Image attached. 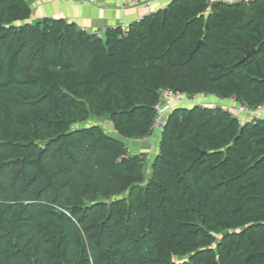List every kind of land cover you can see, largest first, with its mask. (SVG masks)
I'll list each match as a JSON object with an SVG mask.
<instances>
[{
    "label": "trees",
    "instance_id": "16d2710c",
    "mask_svg": "<svg viewBox=\"0 0 264 264\" xmlns=\"http://www.w3.org/2000/svg\"><path fill=\"white\" fill-rule=\"evenodd\" d=\"M31 15L0 0V264H264V0H174L100 37ZM163 90L261 115L176 107L148 168L128 143Z\"/></svg>",
    "mask_w": 264,
    "mask_h": 264
},
{
    "label": "crops",
    "instance_id": "0c3cea01",
    "mask_svg": "<svg viewBox=\"0 0 264 264\" xmlns=\"http://www.w3.org/2000/svg\"><path fill=\"white\" fill-rule=\"evenodd\" d=\"M27 1L32 9L30 23H37L45 19H64L67 22L76 24L86 33L93 34L98 31L102 36L107 28L126 29L131 24L168 8L174 0H141L139 6H130L126 4V0H94L93 2L84 3H60L55 0ZM215 1L228 3L230 0ZM244 1L237 0L234 4H244ZM197 103L201 106L211 107L220 105L221 102L220 98L201 95L198 96ZM224 105H228L232 110L239 106L237 102L231 101ZM173 106L175 110L177 106L175 104ZM262 113L264 116V109ZM239 117L243 122L252 120V117L247 114H239ZM160 135L161 133L155 134L154 138L147 141L135 142L131 140L128 143L130 153H146V162H148V159L151 160L158 153Z\"/></svg>",
    "mask_w": 264,
    "mask_h": 264
},
{
    "label": "built area",
    "instance_id": "2783aa9c",
    "mask_svg": "<svg viewBox=\"0 0 264 264\" xmlns=\"http://www.w3.org/2000/svg\"><path fill=\"white\" fill-rule=\"evenodd\" d=\"M55 1H58L60 3H67V2L68 3H84V2H93L94 0H55ZM126 1H127L126 4H129L130 6H139L141 4V0H126ZM252 1L254 0H245L244 4L248 5ZM216 2L217 1L215 0H209L210 4H214ZM236 2L237 0H230L228 3L234 4ZM93 35L99 37L101 33L98 31H95ZM197 98L198 96H185L181 94H175L169 90L161 91V93L159 94V102L155 106L156 116L154 118V123L151 127L150 134L146 138L136 139L134 141L135 142L147 141L151 138H154L155 134L157 135L159 133H162L165 130L167 120L170 114L174 110L173 104H175L177 107H190L193 105H198ZM228 101L237 102L234 98H230V99L220 98V102L223 104L220 103V105L211 106V108L212 107L213 108L223 107L227 111H230L233 114V117L235 119H238L240 121L242 120L239 117V114H247L248 116L252 117V120L258 119V117L261 115V110H262L261 108H252L248 106L247 104L241 103V102H237L239 106L235 108V110H232L231 107H229L228 105H224ZM198 106L203 107V108L209 107V106H201V105H198Z\"/></svg>",
    "mask_w": 264,
    "mask_h": 264
},
{
    "label": "rangeland",
    "instance_id": "374dc122",
    "mask_svg": "<svg viewBox=\"0 0 264 264\" xmlns=\"http://www.w3.org/2000/svg\"><path fill=\"white\" fill-rule=\"evenodd\" d=\"M195 106V105H194ZM193 106H190V107H187V108H191ZM93 124H99L101 125L102 127H104L105 131L108 133V134H113V129L110 127V125L106 122V121H100L99 119H92V121H90L88 123V125H93ZM116 136V135H115ZM152 159H148V162H147V167L149 168L150 167V163H151Z\"/></svg>",
    "mask_w": 264,
    "mask_h": 264
},
{
    "label": "clouds",
    "instance_id": "9594fccd",
    "mask_svg": "<svg viewBox=\"0 0 264 264\" xmlns=\"http://www.w3.org/2000/svg\"><path fill=\"white\" fill-rule=\"evenodd\" d=\"M174 111V110H173Z\"/></svg>",
    "mask_w": 264,
    "mask_h": 264
}]
</instances>
